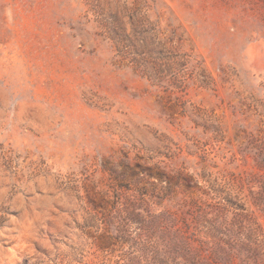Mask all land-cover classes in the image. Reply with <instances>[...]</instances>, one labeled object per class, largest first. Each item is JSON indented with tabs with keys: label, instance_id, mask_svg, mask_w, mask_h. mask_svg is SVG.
Instances as JSON below:
<instances>
[{
	"label": "rangeland",
	"instance_id": "obj_1",
	"mask_svg": "<svg viewBox=\"0 0 264 264\" xmlns=\"http://www.w3.org/2000/svg\"><path fill=\"white\" fill-rule=\"evenodd\" d=\"M0 264H264V0H0Z\"/></svg>",
	"mask_w": 264,
	"mask_h": 264
}]
</instances>
